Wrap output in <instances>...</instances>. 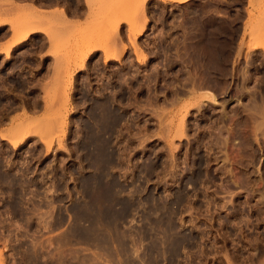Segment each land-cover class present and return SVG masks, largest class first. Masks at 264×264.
Masks as SVG:
<instances>
[{
  "label": "rangeland",
  "instance_id": "rangeland-1",
  "mask_svg": "<svg viewBox=\"0 0 264 264\" xmlns=\"http://www.w3.org/2000/svg\"><path fill=\"white\" fill-rule=\"evenodd\" d=\"M180 1L0 0V55L51 60L40 94L0 95L11 184L39 171L0 181L3 264H264V0Z\"/></svg>",
  "mask_w": 264,
  "mask_h": 264
},
{
  "label": "flooded vegetation",
  "instance_id": "flooded-vegetation-1",
  "mask_svg": "<svg viewBox=\"0 0 264 264\" xmlns=\"http://www.w3.org/2000/svg\"><path fill=\"white\" fill-rule=\"evenodd\" d=\"M21 5H31L39 11L52 12L64 11L65 15L69 18L81 17L87 13L85 0H17ZM49 7V8H48ZM79 8V9H78ZM80 10V11H79ZM0 27H7L0 26ZM7 37L6 39H2ZM11 37L10 29L0 28V44L4 45L9 42ZM45 39V38H44ZM49 45L41 39H30L18 44L15 52L10 57L0 55V95H38L40 94L37 89H33L30 85L33 82L46 78L49 72V65L51 60L44 57ZM5 59V60H4ZM6 61V62H5ZM20 105L16 104L12 110H16ZM33 163V162H32ZM27 174L29 171H26ZM11 173V172H9ZM30 176L25 178H18L19 181H30L29 183H19L16 185H3V190L13 189L17 191H34V185H38L39 171L38 164L32 167ZM12 174V173H11ZM10 174V175H11ZM17 171L13 172L11 176L14 177ZM21 175L23 176L24 174ZM52 177V176H51ZM23 187V188H22ZM28 199V197H27ZM37 202L38 200L35 199ZM33 205L34 203L31 202Z\"/></svg>",
  "mask_w": 264,
  "mask_h": 264
},
{
  "label": "bare ground",
  "instance_id": "bare-ground-1",
  "mask_svg": "<svg viewBox=\"0 0 264 264\" xmlns=\"http://www.w3.org/2000/svg\"><path fill=\"white\" fill-rule=\"evenodd\" d=\"M177 1H179V0H177ZM183 0H181L180 2H182ZM185 1V0H184ZM49 8V7H48ZM79 9V8H78ZM80 11V10H79ZM31 32H33V30H29V31H24V33H22L23 35H22V37L21 38H23V39H25L29 34H31ZM4 38V37H3ZM1 40V39H0ZM89 48V47H88ZM123 48V47H122ZM94 49H96L95 47L94 48H92L91 49V47H90V49H86L87 50V52H86V56H89L93 51H94ZM124 49H125V47L123 48V51H124ZM135 51H136V53L138 52H141V51H139L138 50V48H136L135 49ZM5 60V59H4ZM6 62V61H5ZM82 63H84V61H82ZM82 63H80L81 64V67H79V68H82L83 69V67H84V65L82 64ZM177 93V92H176ZM157 96V95H156ZM151 97V96H150ZM159 97V96H158ZM157 97V98H158ZM177 97V96H176ZM152 98V97H151ZM156 99V98H155ZM154 100V99H153ZM148 101V100H147ZM156 101V100H155ZM153 103V102H152ZM152 103H151V105H152ZM158 106V105H157ZM156 106V107H157ZM160 109V108H159ZM154 110V109H153ZM159 113V112H158ZM160 115V114H159ZM227 115V114H226ZM226 115H225V117H226ZM264 115V114H263ZM263 117V116H262ZM180 125H179V128H178V132L176 133V135H175V137L177 136L179 139H182L183 138V136L185 135L184 134V132H185V129L183 130V128H184V126H185V123H184V120H182V118H181V123H179ZM186 127V126H185ZM180 129H181V131H182V135L180 136V133H181V131H180ZM25 127L24 128H21V127H19L18 129H17V134H16V136H18V137H24V134H25ZM179 133V135H177ZM220 134H221V132H220ZM223 136V135H222ZM222 136H220V137H218V138H216V141H215V139H214V141H215V144L216 145H228V140H227V138L228 137H222ZM246 137V136H245ZM244 141H245V144H246V148H250V150H252L253 151V143L251 144V142L247 139V137H246V139H244ZM213 143V142H212ZM224 146V147H225ZM251 151V152H252ZM255 154V153H254ZM255 157V156H254ZM253 159V158H252ZM255 159V158H254ZM5 163V162H4ZM4 164L3 163H1L0 162V181L3 183V185H8V184H10V185H12L11 183H12V180L14 179V178H12V174L11 173H9L6 169H5V166H3ZM9 170V169H8ZM11 174V175H10ZM248 175H249V173H248ZM14 176H15V174H14ZM16 177V176H15ZM15 180V179H14ZM14 182V181H13ZM87 182V181H86ZM18 183H19V181H18ZM20 185V184H19ZM9 186V185H8ZM23 188V187H22ZM112 192V191H111ZM107 194V193H106ZM110 194V193H109ZM106 197V196H105ZM109 197V196H108ZM110 199V198H109ZM106 200V199H105ZM99 204V203H98ZM97 208V207H96ZM99 208V207H98ZM84 210V209H83ZM83 210H79V213L80 212H82ZM81 215H83V212L82 213H80ZM88 214V213H87ZM91 214V213H90ZM84 215H85V213H84ZM110 216H111V214H110ZM107 219V218H106ZM38 244V242L37 241H34L33 242V245L34 246H36ZM33 251V250H32ZM31 250H30V252H32ZM38 253V252H37ZM36 255V254H35ZM29 256V255H28ZM30 257L32 258V259H35V261H36V258L33 256V254L32 255H30ZM30 257H28V258H30ZM31 260V259H30ZM29 260V261H30ZM32 261V260H31ZM0 264H3V254H2V252L0 251Z\"/></svg>",
  "mask_w": 264,
  "mask_h": 264
}]
</instances>
